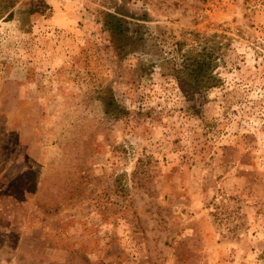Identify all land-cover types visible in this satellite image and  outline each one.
Segmentation results:
<instances>
[{
    "label": "rangeland",
    "instance_id": "1",
    "mask_svg": "<svg viewBox=\"0 0 264 264\" xmlns=\"http://www.w3.org/2000/svg\"><path fill=\"white\" fill-rule=\"evenodd\" d=\"M0 264H264V0H0Z\"/></svg>",
    "mask_w": 264,
    "mask_h": 264
},
{
    "label": "trees",
    "instance_id": "2",
    "mask_svg": "<svg viewBox=\"0 0 264 264\" xmlns=\"http://www.w3.org/2000/svg\"><path fill=\"white\" fill-rule=\"evenodd\" d=\"M204 62L203 61H198L196 59L189 61L188 63H185L183 66V69L181 72H185L189 69V66L194 67L191 68V73H194V75L198 76L200 75V72L202 70Z\"/></svg>",
    "mask_w": 264,
    "mask_h": 264
}]
</instances>
